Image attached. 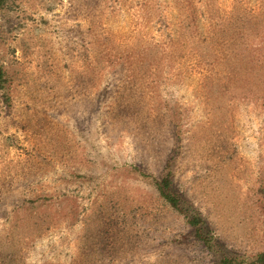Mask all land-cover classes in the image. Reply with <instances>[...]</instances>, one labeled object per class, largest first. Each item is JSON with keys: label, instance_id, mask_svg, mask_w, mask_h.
Instances as JSON below:
<instances>
[{"label": "rangeland", "instance_id": "obj_1", "mask_svg": "<svg viewBox=\"0 0 264 264\" xmlns=\"http://www.w3.org/2000/svg\"><path fill=\"white\" fill-rule=\"evenodd\" d=\"M10 1L0 264L264 252V0ZM168 172L217 254L160 197Z\"/></svg>", "mask_w": 264, "mask_h": 264}, {"label": "trees", "instance_id": "obj_2", "mask_svg": "<svg viewBox=\"0 0 264 264\" xmlns=\"http://www.w3.org/2000/svg\"><path fill=\"white\" fill-rule=\"evenodd\" d=\"M10 0H0V11L5 9ZM7 74L4 66L0 65V90H5L8 83ZM154 179V177L152 176ZM155 187L162 199L166 201L175 211L187 218L188 224L193 228L194 236L200 240L207 249L217 254L219 243L215 244V239L211 234L208 225L202 215L198 212L191 213L183 201L182 195L176 190L173 175L168 172L161 180L154 181ZM216 264H247L238 255L223 254L219 256ZM248 264H264V252L259 254L254 261Z\"/></svg>", "mask_w": 264, "mask_h": 264}]
</instances>
